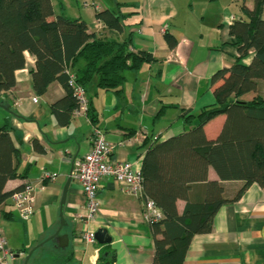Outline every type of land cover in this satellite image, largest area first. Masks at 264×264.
I'll return each mask as SVG.
<instances>
[{"label": "crops", "instance_id": "crops-1", "mask_svg": "<svg viewBox=\"0 0 264 264\" xmlns=\"http://www.w3.org/2000/svg\"><path fill=\"white\" fill-rule=\"evenodd\" d=\"M82 1L51 0L56 15L84 19L88 31L97 37L123 41L131 34L129 50L148 52L153 59L137 71H126L118 94L100 90L93 77L85 87L87 113L71 114L67 124H60L50 108L65 96L66 89L55 80L44 94H37L30 73L35 57L24 52L25 65L15 71V86L0 94V103L9 104L12 111L0 107V125L7 123L18 150L17 171L25 174L8 180L4 190L12 191L25 182L38 185L28 220L18 217L10 197L0 205V229L8 248L18 254L13 264H23L31 250L27 264H57L56 258L65 259L64 264H98L103 247L114 254L112 264L152 263L154 243L141 199L122 193L111 177L99 183V209L90 220L81 185L72 180L61 225L59 203L72 163L89 151L93 127L102 129L109 142L123 141L113 159L139 166L151 144L191 128L182 112L197 114L216 103L211 77L230 67L238 56L229 26L234 20L248 21L244 7L254 8L253 0H225L219 11L209 13L207 21V15L205 19L194 13L195 0H96L93 10ZM116 2L124 4L121 10L130 9L122 10L128 16L121 32L108 30L95 16L98 10L114 8ZM166 32L176 42L173 47L164 37ZM253 54L250 50L241 61L249 64ZM83 65L79 60L66 70L75 74ZM258 94H264V80H258L256 91L240 98L249 100ZM33 96L38 97L36 102ZM224 121L225 115L220 114L204 125L208 140L216 139ZM53 173L54 178L45 177ZM208 179L218 180L212 167ZM243 184V180L223 181L228 202L214 215L211 231L193 236L182 264H264V184L253 182L234 199ZM201 193L202 187L197 186L193 198ZM184 205V200L176 201L178 213ZM99 228L107 229L109 244L86 243L80 238L84 231Z\"/></svg>", "mask_w": 264, "mask_h": 264}, {"label": "trees", "instance_id": "trees-1", "mask_svg": "<svg viewBox=\"0 0 264 264\" xmlns=\"http://www.w3.org/2000/svg\"><path fill=\"white\" fill-rule=\"evenodd\" d=\"M253 10L244 7L249 20H234L229 26L231 43L238 56L228 68L217 70L211 77L216 103L197 114L182 112L188 130L151 144L142 156V187L144 195L160 209L162 217L149 221L154 243L151 264H182L195 234L212 229L217 210L228 199L223 196V181L243 180L234 199L241 196L247 185L264 184V94L251 99L240 96L256 91L258 80H264V19L261 18L264 0H253ZM123 3L114 8L98 10L96 18L113 32L123 30ZM164 37L170 47L175 45L169 33ZM131 34L123 41L97 37L88 31L82 18L56 15L51 0H0V94L15 86V71L25 65L24 52L35 57L30 70L32 86L44 94L49 84L59 81L66 94L51 105L60 124H67L77 101L68 84L66 66L79 60L82 68L75 71L76 79L86 84L96 78L102 91L118 94L126 80L125 72L137 71L143 63L152 61L145 51L131 52ZM253 50L249 64L241 60ZM88 111V110H87ZM224 114V124L214 140H208L204 125ZM18 150L7 123L0 125V205L12 191H5L8 180L23 178L17 171ZM212 167L218 180L208 179ZM197 186L202 187L199 198H193ZM185 201L178 213L176 201ZM65 259H57L64 264ZM114 254L101 249L98 264H112Z\"/></svg>", "mask_w": 264, "mask_h": 264}, {"label": "built area", "instance_id": "built-area-1", "mask_svg": "<svg viewBox=\"0 0 264 264\" xmlns=\"http://www.w3.org/2000/svg\"><path fill=\"white\" fill-rule=\"evenodd\" d=\"M86 6L88 4L86 3ZM69 76L68 84L72 95L77 101V107L72 111L73 116L86 114L88 110V97L85 86L77 81L76 75L65 70ZM32 100L36 102L37 96ZM123 144L109 142L105 133L99 127H93L91 146L82 158L74 160L72 163L71 178L81 185L85 197L86 218L93 219L98 213L99 200L97 191L99 183L103 178L111 177L120 186V191L126 195H131L141 199L144 219L155 221L162 217L160 209L154 202L144 195L142 187V171L139 165L126 161L113 159L116 149ZM47 178H54L55 173L46 174ZM38 185L32 182L23 183V187L15 190L11 196V202L15 208L18 217L22 220H28L34 212L33 201ZM86 243H96L94 231L86 230L80 237ZM16 253L11 251L6 239L0 229V264H13L12 261Z\"/></svg>", "mask_w": 264, "mask_h": 264}, {"label": "water", "instance_id": "water-1", "mask_svg": "<svg viewBox=\"0 0 264 264\" xmlns=\"http://www.w3.org/2000/svg\"><path fill=\"white\" fill-rule=\"evenodd\" d=\"M0 107L5 109L6 111L12 112L10 110V105L9 104H1L0 103ZM71 172H72V168H71V170L69 172V177L67 178L66 183H65V185L63 187L62 194H61V199H60V203H59V213H60V218H61V225L65 224L62 212H63L64 203H65V200H66V193H67V190H68V186H69V184L72 181ZM94 237L96 239V242L98 244H100V245L109 244L111 242V236L108 234L107 229H104V228L97 229L94 232ZM32 252H33L32 250L29 251V253L25 256L23 264H27L28 259H29L30 255L32 254ZM15 256H18V254L16 253Z\"/></svg>", "mask_w": 264, "mask_h": 264}, {"label": "rangeland", "instance_id": "rangeland-1", "mask_svg": "<svg viewBox=\"0 0 264 264\" xmlns=\"http://www.w3.org/2000/svg\"><path fill=\"white\" fill-rule=\"evenodd\" d=\"M100 1H104V0H100ZM224 1L225 0H195V2H194L195 3L194 13L195 14L199 13L201 17L205 16V19H206V15H207V21H208L209 13H211L213 11H219V8H222V6L224 5ZM83 2H85L89 5L88 9H90V10H93L95 4H97L96 0H83L82 3ZM232 5L236 6V4H232ZM122 10L128 11L130 9L129 8H122Z\"/></svg>", "mask_w": 264, "mask_h": 264}]
</instances>
